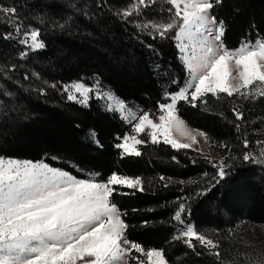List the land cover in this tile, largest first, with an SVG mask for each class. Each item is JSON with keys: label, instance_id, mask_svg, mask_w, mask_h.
Here are the masks:
<instances>
[{"label": "trees", "instance_id": "1", "mask_svg": "<svg viewBox=\"0 0 264 264\" xmlns=\"http://www.w3.org/2000/svg\"><path fill=\"white\" fill-rule=\"evenodd\" d=\"M131 3L0 0L4 7L15 6L18 20L13 17V21L38 29L46 45L27 52L17 39L5 40L15 23L0 15V157L43 161L78 179L106 181L113 172L140 176L143 192L116 186L131 194L114 195L126 213L130 240L145 250L163 249L169 264H231L234 258L240 264H258L264 256V234L252 233V227H264V164L245 163L242 154L258 155L256 142L264 141V98L245 101L224 96L216 101L209 97L208 105L195 108L179 104L180 116L190 127L206 132L230 166L226 178L213 186L217 170L209 161L216 160L205 153L175 150L161 142L140 145V157H121L115 144L129 133L131 124L105 112L102 100L92 97L84 107L68 101L61 91L63 83L84 77L91 84L95 78L137 114H155L158 102H167L165 92L183 86L186 72L172 39L175 32L161 40L135 26L168 22L170 5L156 0L139 16L125 20L117 13ZM213 14L227 23L224 42L230 49L244 38L264 35V0H224ZM21 52L28 55L21 59ZM233 107L243 112V121L235 120ZM245 138L248 149L243 146ZM221 142L229 148L219 147ZM201 191L206 194L198 195ZM180 202L187 206L185 223L219 242L220 261L199 245L194 251L183 239H174L184 227L172 220Z\"/></svg>", "mask_w": 264, "mask_h": 264}, {"label": "snow or ice", "instance_id": "2", "mask_svg": "<svg viewBox=\"0 0 264 264\" xmlns=\"http://www.w3.org/2000/svg\"><path fill=\"white\" fill-rule=\"evenodd\" d=\"M155 2L132 0L117 14L127 20L133 15L139 16L144 8ZM165 2L170 5L168 22L147 21L135 25L138 30L147 31L153 38L158 35L161 40L174 31L172 39L186 72L183 86L177 91L165 92L167 102H158V114L148 111L137 114L111 90H104L102 82L95 78L91 84L81 77L60 85L68 101L87 107L94 94L98 101H106L105 112L118 114L122 121L134 125L132 132L135 135L126 133L117 138L120 142L115 148L120 150L121 157H140L142 152L138 146L146 143L158 145L162 141L175 150L193 151H199L194 147L199 143L198 137L209 143L206 132L191 128L180 116L181 102L195 108L208 105L209 97L216 101L224 96L245 101L264 98V35L254 40L244 38L237 47L230 49L224 42L227 23L213 14L214 9L223 7L224 0ZM17 13L15 6L0 5V15L9 24L15 23L16 35L23 33L19 44L32 52L44 49L46 45L40 39L38 29H25L13 21ZM3 38L12 40L13 33H6ZM147 47L155 52L152 44ZM27 55V52H21L20 58ZM51 87L55 88L57 84ZM41 92L43 94V90ZM232 113L236 121H243L244 114L239 108L233 107ZM235 127L239 131L241 125L237 123ZM142 133L147 139L139 137ZM256 143L258 155L245 151L243 162L264 164V141ZM218 146L229 148L224 142ZM243 146L245 149L250 147L247 138L243 140ZM209 162L217 170L213 177L215 186L226 178L230 166L224 159ZM160 179L163 181L165 177ZM116 186L145 190L140 176L133 178L113 172L106 181L78 179L43 161L0 157V264H131L133 259L137 264H144L140 258L144 255L148 264H169L163 249L145 250L140 243L128 238L130 225L123 219L126 213L121 212L114 195L131 193L121 192ZM164 186L168 187V184ZM204 194L206 191L198 193ZM186 211V204L180 202L172 220L184 227L174 239H183L187 248L194 251L199 245L220 261L219 242L186 224L183 218ZM201 254L197 252V255ZM231 264H240V261L234 258ZM258 264H264V256Z\"/></svg>", "mask_w": 264, "mask_h": 264}, {"label": "rangeland", "instance_id": "3", "mask_svg": "<svg viewBox=\"0 0 264 264\" xmlns=\"http://www.w3.org/2000/svg\"><path fill=\"white\" fill-rule=\"evenodd\" d=\"M23 28H24V27H23ZM25 29H27V28H25ZM12 33H13V37H14L15 39H17L18 41H19V39H20V38L22 37V35H23V33H21L20 36H17L16 33L14 32V28H13V30H12ZM24 47H25V46H24ZM25 48H26V47H25ZM26 51H27V52H32L29 48H26ZM92 97L95 98V95L93 94ZM102 101H103L104 104L106 103V101H104V100H102ZM77 104H78V103H77ZM155 114H158V112H156ZM130 119H131V117H130ZM136 122H138V121H136ZM156 122H158V120H157ZM133 126H134V125L131 124L130 131H129V133H127V134L135 135V133L132 132V127H133ZM191 128H192V127H191ZM122 137H123V136H122ZM122 137H121V138H122ZM139 137H142V138H144V139H147V136H146V134H144V133L139 134ZM139 137H138V138H139ZM198 140H199V143H198L196 146H194V147H196L197 149H199L198 152L205 153V154L208 156V158L213 159V160H216L217 162H219V161L222 159L221 156H220V155L218 154V152L216 151L214 143L211 142L210 139H209V141H210L209 143H205L204 140L201 139V138H199V137H198ZM118 142H120V141L118 140ZM161 142H162V141H161ZM184 142H186V141H184ZM138 148H139V146H138ZM261 232L264 234V227H258V226H253V227H252V233H254V234H261ZM136 256H140V254H136ZM140 258L143 259L144 264H148V261H147V257H146V255H144V256H140ZM131 264H137V261H136L135 259H133V260L131 261Z\"/></svg>", "mask_w": 264, "mask_h": 264}]
</instances>
